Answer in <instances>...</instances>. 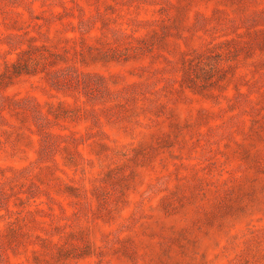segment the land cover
I'll return each mask as SVG.
<instances>
[{
    "label": "rangeland",
    "instance_id": "1",
    "mask_svg": "<svg viewBox=\"0 0 264 264\" xmlns=\"http://www.w3.org/2000/svg\"><path fill=\"white\" fill-rule=\"evenodd\" d=\"M0 264H264V0H0Z\"/></svg>",
    "mask_w": 264,
    "mask_h": 264
}]
</instances>
